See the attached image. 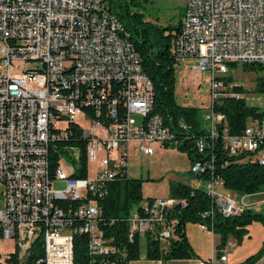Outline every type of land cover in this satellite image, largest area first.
<instances>
[{
  "label": "built area",
  "instance_id": "1",
  "mask_svg": "<svg viewBox=\"0 0 264 264\" xmlns=\"http://www.w3.org/2000/svg\"><path fill=\"white\" fill-rule=\"evenodd\" d=\"M107 4V0H0V264H21L35 246L40 247L41 258L34 264H72L77 235L85 238L87 264H115L118 248L109 245L97 227L100 210L91 196L125 166L127 143H135L141 155L150 157L153 145L164 148L174 142L162 119L151 113V84L131 44L114 36V29L122 25ZM179 29L172 47L176 67L191 59L195 62L191 70L209 75L210 107L202 122L211 139L224 122L223 115L213 111V102L234 96L235 84L224 79L228 66L264 64V0H185ZM113 82L122 85L125 118L121 124L105 126L81 109L92 107L97 117ZM113 103L109 101L110 109ZM131 115L141 118L138 126H133ZM79 116L87 127L75 122ZM109 116L115 117L112 109ZM68 122L80 128L84 149L64 144ZM220 138L230 156L248 155L264 165V118L247 121L238 136L222 130ZM205 145L203 139L195 141L198 153ZM52 155L56 168L50 180ZM82 155L85 167L88 160L98 161L92 181L73 177L79 173ZM208 169L198 159L189 172L199 181ZM54 181L64 183L63 191L50 189ZM192 187L210 199L211 210L203 218L212 211L229 217L258 209L225 194L219 180ZM62 201L78 206L71 211L59 205ZM175 205L182 206L183 201L168 198L135 206L125 218L127 240L145 243L147 236L166 243L171 232L165 214ZM233 245L227 240L216 250L218 256L200 264H224Z\"/></svg>",
  "mask_w": 264,
  "mask_h": 264
},
{
  "label": "trees",
  "instance_id": "2",
  "mask_svg": "<svg viewBox=\"0 0 264 264\" xmlns=\"http://www.w3.org/2000/svg\"><path fill=\"white\" fill-rule=\"evenodd\" d=\"M145 2L142 0H107L109 12L114 15L123 28L122 38L126 39L136 52L143 74L151 84V113L159 116L165 127L174 137V146L179 151L185 152L190 165L198 159H203L209 165L208 171L201 176L199 182L206 180H219L223 190L238 194L264 192V165L251 161L248 155L238 154L230 156L224 148L220 138L221 131L229 136H238L242 133L247 121L264 118V109L259 111L257 107L246 105L242 94L243 89L236 84L231 92L234 96L221 97L212 104L214 112L223 115L224 122L218 125L216 137L209 138L207 132L201 127L198 119V111L193 107L177 105L174 97V70L176 60L173 56L172 47L175 37L178 35L179 21L175 25L160 26L155 21L146 20L139 7ZM148 13V18H149ZM236 65H229L232 68ZM241 69L254 75L251 92L255 95L264 96V64L241 65ZM231 82L229 76L224 78ZM111 84V89L103 96V102L99 107V115L93 114L92 107H83L82 113L90 119H95L105 126L121 124L125 118V108L121 96L122 85ZM94 97L98 95L93 92ZM108 96V97H107ZM236 96V97H235ZM113 100L111 108L115 117L109 116L111 109L108 106ZM68 132L66 142L72 147L84 149L85 140L81 138V131L74 122L66 125ZM203 139L206 143L202 153L195 148V141ZM172 145V144H171ZM170 146V145H168ZM166 147V146H164ZM79 173L74 178H84L86 167L83 155L81 156ZM124 163L126 158L124 156ZM49 178L53 180L56 168V157H49ZM196 180L198 177L193 176ZM198 181V180H197ZM140 179L126 178V167H119L114 180L104 185L99 193L92 195L100 210L97 218V227L109 245L118 248L115 264H128L139 258L138 239L127 240L125 218L129 211L141 201ZM168 198L183 201L182 206L175 205L165 214V223L170 226V239L161 244L158 240L147 237L145 239L144 257L149 260H179L194 257V253L185 235L186 224H201L212 234L218 237L216 250L222 248L228 239L239 244L246 235V228L252 223H258L264 227V212H254L245 209L239 214L223 217L212 211L207 217L201 215L211 210L210 199L200 188H194L179 182L168 184ZM62 208L73 211L78 204L72 201L59 203ZM77 223L79 222L76 219ZM83 235L73 237L72 264H87ZM40 247L35 246L34 252L29 254L33 258L40 259ZM33 253V257L31 256ZM118 253V254H117ZM264 253V241L259 250L238 264H253ZM216 256L218 254L216 253Z\"/></svg>",
  "mask_w": 264,
  "mask_h": 264
},
{
  "label": "rangeland",
  "instance_id": "3",
  "mask_svg": "<svg viewBox=\"0 0 264 264\" xmlns=\"http://www.w3.org/2000/svg\"><path fill=\"white\" fill-rule=\"evenodd\" d=\"M137 1L141 2L142 0ZM184 1L145 0L139 7V10L144 14L147 21L153 20L160 26H172L181 19ZM148 13L150 15L149 18ZM194 63V60L184 59L175 68L174 97L177 105L193 107L199 110L198 119L201 121V127L205 128L202 116L208 112L210 107L209 75L206 72L201 73L191 70L190 67ZM227 76L231 78L234 84L243 89L244 94H242V97L246 105L257 107L259 111L264 109V96L255 95L251 92L254 81L252 73L245 72L241 69V66L236 65L235 67L227 68ZM131 120L134 123V127L138 126L141 122V118L135 115H131ZM75 122L81 127H87V124L80 116L75 118ZM152 148L154 151L153 155L147 157L138 152L135 143L130 142L125 146L126 178L130 180L140 179L142 181L141 201L137 204L138 206L145 205L151 200L157 202L166 201L168 199V184L170 183L179 182L194 186L199 182L189 172L190 161L186 153L176 149L174 144L166 146L161 150H157L158 147L156 145H153ZM98 170V161L88 160L86 162L85 181H92ZM50 189L53 191H63L64 183L54 181ZM2 190L3 187L0 185V194ZM225 194L230 195L235 200H239V203L256 206L258 210L254 209V212H264V192L256 191L249 194H238L227 191ZM186 226L190 227L193 224H186ZM142 253L143 248L140 246V254Z\"/></svg>",
  "mask_w": 264,
  "mask_h": 264
},
{
  "label": "crops",
  "instance_id": "4",
  "mask_svg": "<svg viewBox=\"0 0 264 264\" xmlns=\"http://www.w3.org/2000/svg\"><path fill=\"white\" fill-rule=\"evenodd\" d=\"M161 149L162 148H158L157 150ZM223 192L227 193L226 190H223ZM246 230L247 233L239 244H235L232 239H228V241L234 245L226 251V262L224 264H238L259 250L262 242L264 241V227L258 223H252L246 228ZM185 235L194 253V257L167 261L160 259L149 260L144 257V241L142 239H138L139 258L130 261L128 264H200L201 262H205L216 257V245L218 243V237L216 235L209 231H201L196 225L190 227L186 226ZM140 246L143 248L142 254H140ZM253 264H264V253Z\"/></svg>",
  "mask_w": 264,
  "mask_h": 264
},
{
  "label": "bare ground",
  "instance_id": "5",
  "mask_svg": "<svg viewBox=\"0 0 264 264\" xmlns=\"http://www.w3.org/2000/svg\"><path fill=\"white\" fill-rule=\"evenodd\" d=\"M122 33H123V29L122 28H115L114 29V36L115 37H117L118 39H123L122 38ZM32 252H34V251H32ZM29 255H27V257L25 258V260L21 263V264H34L35 263V258H33L34 260L32 261L29 257H28ZM32 257L34 256L33 255V253H32V255H31Z\"/></svg>",
  "mask_w": 264,
  "mask_h": 264
}]
</instances>
